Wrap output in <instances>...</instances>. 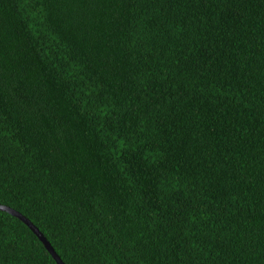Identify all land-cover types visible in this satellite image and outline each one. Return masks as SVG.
Segmentation results:
<instances>
[{"label": "trees", "instance_id": "1", "mask_svg": "<svg viewBox=\"0 0 264 264\" xmlns=\"http://www.w3.org/2000/svg\"><path fill=\"white\" fill-rule=\"evenodd\" d=\"M0 204L65 264H264V0H0ZM0 264H58L0 210Z\"/></svg>", "mask_w": 264, "mask_h": 264}, {"label": "water", "instance_id": "2", "mask_svg": "<svg viewBox=\"0 0 264 264\" xmlns=\"http://www.w3.org/2000/svg\"><path fill=\"white\" fill-rule=\"evenodd\" d=\"M0 210L6 211L10 214H12L15 217H18L20 220H22L25 224H27L31 230L40 238V240L44 243L48 251L53 255L54 259L57 261L58 264H65L61 258L58 256V254L55 252L54 248L51 246L50 242L46 239V237L40 232V230L24 215H22L20 212L6 206L0 204Z\"/></svg>", "mask_w": 264, "mask_h": 264}]
</instances>
